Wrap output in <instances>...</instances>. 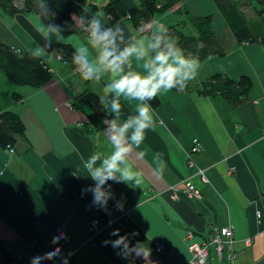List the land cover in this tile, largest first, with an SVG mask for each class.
<instances>
[{
	"label": "crops",
	"instance_id": "0c3cea01",
	"mask_svg": "<svg viewBox=\"0 0 264 264\" xmlns=\"http://www.w3.org/2000/svg\"><path fill=\"white\" fill-rule=\"evenodd\" d=\"M114 1L118 0H37L40 7L52 2L69 9L78 4L89 7L105 29L116 34V53L133 45L148 49L144 59L130 56L120 75L129 71L148 74L144 64L155 53L148 48L152 41L146 30L155 34L161 23L165 27L180 24L182 33L196 36L191 20L210 15L213 31L230 41L228 53L199 60L201 69L190 82V90H161L159 105L152 107L154 127L145 129L144 140L137 144L131 138L135 126L123 135L119 126L136 117L137 105L148 103L146 99L107 91L105 86L119 79L110 70L98 73V80L94 76L84 81L58 57L56 44L69 45L78 54L84 48L89 63L103 67L99 64L103 45L93 46L78 19L77 30L63 37L35 10L8 15L0 8V43L32 53L52 73L42 87L18 86L0 73V110L16 114L25 128L14 152L0 148V187L38 226V236L28 251L0 219L1 257L9 264H30L33 257L59 247L58 256L38 264H65L62 257H67L66 264H138L132 252L151 251L155 244H163L166 264H189L191 243L202 242L213 230L228 228L235 257L230 260L225 252L218 260L211 250L207 264H264V222L256 218V212L264 210V44L236 45L212 0L202 4L201 0H180L176 7L180 14H156L143 30L105 16L102 8ZM119 1L127 8L139 2ZM248 15L254 17L251 12ZM216 74L234 81L247 76L251 87L235 103L220 96L199 95L196 88L200 83ZM84 91L95 93L106 105V126L100 132H94L86 115L74 107ZM13 94L18 97L13 99ZM114 100L120 104L118 114L111 110ZM113 120L116 128L109 123ZM193 139L198 140L200 151L192 156L194 166L190 167L188 151ZM117 150L124 152L119 167L134 179L124 182L116 173L115 180L101 185L110 193L106 204L94 202L96 183L85 165L90 157H97L93 168L99 167ZM197 169L205 170L207 182L196 174ZM188 178L200 197L174 199L170 188L181 187ZM94 221L99 225L96 233L90 231ZM117 229L120 236L127 234L128 249L123 245L113 248L111 242L118 237L111 233ZM187 232L193 237L187 239ZM61 233L63 237L53 244V237ZM137 242L141 246L131 248Z\"/></svg>",
	"mask_w": 264,
	"mask_h": 264
},
{
	"label": "trees",
	"instance_id": "16d2710c",
	"mask_svg": "<svg viewBox=\"0 0 264 264\" xmlns=\"http://www.w3.org/2000/svg\"><path fill=\"white\" fill-rule=\"evenodd\" d=\"M180 0H139L134 7L127 8L121 1L109 2L102 10L104 15L112 20H126L135 30H143L152 22L156 14L167 11L181 13ZM226 22L231 33V39L236 45L264 44V0H212ZM0 8L8 15L28 13L38 9L39 16L61 36L67 37L77 30L75 19L90 34V25L93 19L100 22V31L105 29L103 22L87 6L78 4L72 9L58 3H49L40 7L37 0H0ZM254 16L250 18L248 13ZM212 16L191 20L196 29V36H187L181 31V25L167 27V32L151 34L146 30V35L155 43L156 37H161L160 49L167 43L175 40L174 47H179L185 55L198 57L204 60L210 57H224L228 53L230 41L227 36L216 33L211 27ZM203 44L202 48L197 47ZM55 50L60 60L68 63L72 69L78 65L72 63L73 57L79 55L71 46L56 44ZM0 73H3L12 83L18 86L42 87L52 79V73L43 61L30 52H17L10 46L0 43ZM81 75V73L78 71ZM251 87L247 76H241L234 81L224 74H216L200 83L196 88L199 95L205 97L220 96L230 103L242 99ZM179 88V85H177ZM191 89L190 83L184 89ZM176 90V89H173ZM13 99L18 96L12 95ZM146 101L152 107H157L159 98ZM82 111L87 118L89 127L94 132L104 130L106 105L102 99L91 91H84L74 106ZM25 128L20 118L9 111L0 110V148L13 149L17 138L23 136ZM0 219L25 243L27 250L38 236V226L35 220L16 203L3 188L0 187ZM0 264L7 263L0 255Z\"/></svg>",
	"mask_w": 264,
	"mask_h": 264
},
{
	"label": "clouds",
	"instance_id": "9594fccd",
	"mask_svg": "<svg viewBox=\"0 0 264 264\" xmlns=\"http://www.w3.org/2000/svg\"><path fill=\"white\" fill-rule=\"evenodd\" d=\"M160 31L167 32L168 28L164 24H160ZM90 39L94 47L103 45V50L99 58V64L103 67H94L89 63L86 57L83 55L87 49L81 48L77 51L80 53L73 57L72 63L77 64L79 67L75 69L81 73V78L84 81H91L95 76V79H100L97 75L101 71L110 70L112 73L119 75V79H115L112 83L105 86L107 91H112L119 96L123 94L130 99H136L139 101L154 100L158 94L163 90L164 93L176 89L177 91H183L190 82L197 79L199 73L198 69H201V64L198 57L185 55L183 50L179 47H174L175 40L167 43L164 49L155 52V55L145 62L144 68L148 69L147 75H141L139 72L129 71L123 75L124 72L122 65L128 60L130 56L135 54L137 59H144L148 56V49H145L141 45H133L131 47H125L119 53H116L115 49V33L111 28L100 31V22L97 19H93L90 25ZM55 31V30H54ZM119 31V29H117ZM46 35V33H45ZM161 37H156L155 43L149 44V49H160ZM197 47L202 48L203 44H198ZM42 51V50H41ZM179 85V88H177ZM111 110L113 113H119L120 104L115 100L111 104ZM138 115L132 119L126 121L123 125L119 126V133L123 135L128 128L135 126V130L132 134V140L137 144L144 140V130L154 127L152 106L148 103L137 105L136 108ZM113 128H116V121L109 122ZM114 138V137H113ZM159 155V154H158ZM124 158V152L117 150L111 155L109 159L102 162L101 166L93 168L96 163L97 157H90L85 167L88 169L91 179L96 183V187L92 189L94 193V202L106 204L107 196L110 193H106L101 189V185L109 179L115 180L116 173H120V180L127 182L132 181L134 177L126 171H122L119 167V162ZM111 235L118 238L112 241L113 248L120 247L128 249L130 244L127 240V234L125 236L119 235V230H114ZM135 235V233L133 234ZM63 237V233L58 237H53L52 243L55 244L60 238ZM109 241H104L103 244H107ZM141 244L137 242L136 245L131 248H138ZM60 248L56 247L51 252L45 253L42 257H33L30 264H38V261L51 260L58 256ZM145 259V254H140ZM150 256V252L147 253ZM127 258V257H125ZM67 261V257H62Z\"/></svg>",
	"mask_w": 264,
	"mask_h": 264
},
{
	"label": "built area",
	"instance_id": "2783aa9c",
	"mask_svg": "<svg viewBox=\"0 0 264 264\" xmlns=\"http://www.w3.org/2000/svg\"><path fill=\"white\" fill-rule=\"evenodd\" d=\"M11 153L13 149H8ZM200 151V144L197 139L191 141V146L188 151V165L194 166L192 156ZM196 174L200 177L203 182H207L205 176V170L197 169ZM182 186H172L170 192L174 199H178L181 195L188 199H198L200 197L199 190L192 184L191 179L188 178L181 182ZM256 218L261 222H264V210L256 212ZM99 230L98 221H94L90 227L92 233H96ZM192 232H187V239L192 238ZM234 240L232 238L231 230L228 228L216 229L208 236L205 240L200 243H191L188 246V250L191 254L189 264H207L210 251L215 253L218 260H222L223 254L226 252L228 259L233 260L235 257V251L233 249ZM145 254V259L140 255ZM150 252V256L147 253ZM166 248L163 244H155L151 251L136 250L131 253V257L138 264H166L165 261Z\"/></svg>",
	"mask_w": 264,
	"mask_h": 264
},
{
	"label": "water",
	"instance_id": "95a60500",
	"mask_svg": "<svg viewBox=\"0 0 264 264\" xmlns=\"http://www.w3.org/2000/svg\"><path fill=\"white\" fill-rule=\"evenodd\" d=\"M39 12H40V11H39L38 9L35 10V13H36V14H39Z\"/></svg>",
	"mask_w": 264,
	"mask_h": 264
},
{
	"label": "rangeland",
	"instance_id": "374dc122",
	"mask_svg": "<svg viewBox=\"0 0 264 264\" xmlns=\"http://www.w3.org/2000/svg\"><path fill=\"white\" fill-rule=\"evenodd\" d=\"M200 4H202L203 3V0H201V2H199ZM225 35V34H224ZM226 36V35H225Z\"/></svg>",
	"mask_w": 264,
	"mask_h": 264
}]
</instances>
